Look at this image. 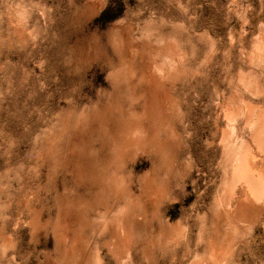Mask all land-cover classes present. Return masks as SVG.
I'll use <instances>...</instances> for the list:
<instances>
[{
    "label": "rangeland",
    "instance_id": "obj_1",
    "mask_svg": "<svg viewBox=\"0 0 264 264\" xmlns=\"http://www.w3.org/2000/svg\"><path fill=\"white\" fill-rule=\"evenodd\" d=\"M0 264H264V0H0Z\"/></svg>",
    "mask_w": 264,
    "mask_h": 264
},
{
    "label": "bare ground",
    "instance_id": "obj_2",
    "mask_svg": "<svg viewBox=\"0 0 264 264\" xmlns=\"http://www.w3.org/2000/svg\"><path fill=\"white\" fill-rule=\"evenodd\" d=\"M260 140H261V139H260ZM261 143H262V142H261ZM239 161H240V160H239ZM250 167H251V166H250ZM247 168H249V167L247 166ZM247 168H246V169H247ZM244 170H245V169H244ZM251 170H252V169H251ZM251 170H250V171H251ZM238 171H239V170H238ZM246 171H247V170H246ZM248 171H249V170H248ZM239 173H240V172H239ZM239 173H238V174H239ZM246 174H247V173L245 172V175H246ZM242 175H243V174H242ZM247 178H248V177H247ZM241 179H242V178H241ZM241 179H240V180H241ZM238 181H239V180H238ZM241 181H242V180H241ZM252 184H253V183H252ZM254 184H255V183H254ZM253 186H254V185H253ZM255 186H256V185H255ZM255 186H254V187H255ZM258 186H259V185H257V187H258ZM250 188H251V187H250ZM255 189H256V188H255ZM250 190H251V189H250ZM262 190H263V189H262ZM255 191H259V190L257 189V190H255ZM258 193H259V192H258Z\"/></svg>",
    "mask_w": 264,
    "mask_h": 264
}]
</instances>
